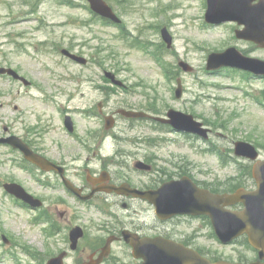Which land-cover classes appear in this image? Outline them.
I'll return each instance as SVG.
<instances>
[{
	"label": "rangeland",
	"instance_id": "obj_1",
	"mask_svg": "<svg viewBox=\"0 0 264 264\" xmlns=\"http://www.w3.org/2000/svg\"><path fill=\"white\" fill-rule=\"evenodd\" d=\"M74 1L79 4L70 5L67 0H0V67H13L33 82L25 86L0 76V133L8 126L16 135L29 134L38 142L42 138L40 148L74 162L70 156L79 152L78 138L65 128V114L72 115L80 138H88L99 136L105 124L85 113L98 110L99 103L109 102L106 114L127 108L165 115L175 108L193 114L211 128L208 137L192 131H169L149 119L117 118L113 135L96 157L92 144L91 160L100 169L103 161L117 158L119 148L120 155L129 153V168L124 169L129 182L149 188L158 185V177L165 179L161 177L163 170L169 172L171 163L179 161L188 162V176L204 184L222 185L235 179L254 186L251 179H245L248 174L240 175L241 171H251L252 163L234 158V143H252L264 160V78L237 70L230 74L225 69L210 72L206 63L210 53L230 46L264 60V48L238 39L236 23L208 25L206 0H107L122 19L120 26L95 16L86 0ZM163 28L174 35L172 50L162 41ZM63 48L83 55L88 63L73 62L61 54ZM181 60L194 71L183 70ZM107 71L121 84L107 77ZM178 79L183 86L181 99L175 97ZM218 154L233 162L223 163ZM79 155L88 156L85 151ZM145 157L157 161L159 175L142 176L133 171L131 166ZM22 172L11 161L0 162V178L21 180L30 186L31 178ZM34 190L70 203L66 212L63 208L52 211L60 227L66 226V233L53 232L35 218L37 212L14 202L0 189V264H46L49 258L69 249L68 230L75 225L86 231L82 246L89 240H107L113 234L110 227L134 230L142 226L146 235L171 231L181 238L188 234V243L214 259L236 262L258 257L244 237L221 244L205 220L188 219V227L159 223L154 208L143 201L132 208L118 201L108 210L82 205L63 191L51 194L40 192L41 188ZM80 252H70L66 264H78L83 255ZM110 258L108 264H141L124 241L112 244Z\"/></svg>",
	"mask_w": 264,
	"mask_h": 264
},
{
	"label": "water",
	"instance_id": "obj_2",
	"mask_svg": "<svg viewBox=\"0 0 264 264\" xmlns=\"http://www.w3.org/2000/svg\"><path fill=\"white\" fill-rule=\"evenodd\" d=\"M93 9L116 22L120 20L114 14L112 8L105 0H90ZM208 8L206 20L209 23L218 24L226 21H236L239 25H245L244 29L236 31L237 36L242 39L251 40L259 46L264 47V23H257L261 27H250L246 16H252L254 10L264 7V0L253 3L254 0H207ZM164 39L171 44L172 37L167 28L162 30ZM64 53L80 63H86L83 57L73 55L68 50ZM180 65L186 71H192L193 68L187 62L181 61ZM223 66L239 67L252 71L257 75H264V60L258 58L246 57L242 52L234 47H230L224 52L210 53L207 60L208 70H217ZM9 73L15 78L22 79L18 73L10 68H0V73ZM115 83L121 84L115 79V75L107 73ZM28 83V82H26ZM181 86L177 89V96H181ZM126 116H143L140 112L122 110ZM168 115L171 117L169 122L176 128L192 131L204 137H207L208 129L202 127V123L193 120V116L170 110ZM69 120V118H68ZM70 126V121H67ZM109 127V125H108ZM16 137H10L11 143L18 146L26 154V157L35 162L42 168H50L49 162L42 156L36 155L26 144L19 146L15 142ZM8 139H0L7 141ZM236 154L250 159L258 158L256 148L244 141L236 142ZM143 164L142 162H140ZM140 167L143 165H139ZM254 177L257 180L258 188L253 191L240 188L235 193L214 194L206 189L199 188L194 181L188 177V182H172L165 184L159 190L142 191L131 188L129 185L117 189L118 192L132 194L148 199L156 205L157 212L162 217H169L178 213L188 214H206L209 215L216 233L223 242H231L234 238L242 234H247L250 243L259 250V258L250 263H232L224 260L212 262L210 259L202 256L198 251L185 247L182 244L164 239L162 237L150 238L141 237L136 233L124 231V237L133 247V255L136 258H143L142 264H264V160H257L254 165ZM9 190L25 198L23 189L19 185L7 186ZM78 193V192H77ZM238 202L245 204L244 209L237 211L229 209L228 206ZM83 235L81 228L72 230L71 238L73 248H76L78 239ZM113 238H109L102 249V253L96 259L93 257L83 264H100L104 257L110 253V244ZM60 254L50 260L49 264H64V256Z\"/></svg>",
	"mask_w": 264,
	"mask_h": 264
},
{
	"label": "flooded vegetation",
	"instance_id": "obj_3",
	"mask_svg": "<svg viewBox=\"0 0 264 264\" xmlns=\"http://www.w3.org/2000/svg\"><path fill=\"white\" fill-rule=\"evenodd\" d=\"M16 82H20V80L15 79ZM109 102H102L98 104V110H85V113L89 114L91 118L99 119L102 122L106 121V115L112 116L111 121L115 122L117 118H122L123 115H121L119 110H111L108 111L109 113L106 114L105 110L107 111V107ZM106 124V122H105ZM105 124L102 128V133L97 136L96 134L92 137L88 138H80L79 133L76 131V126L74 131L71 133L72 135L76 136L78 139L77 146H78V153H83L85 151L87 155H79L77 153L76 156H70L71 161L75 159L74 162H69L70 160L65 159L64 157L57 156L59 153L53 155L52 151H50L47 148H40L39 146L42 144V138H40V141L38 142L36 138H33L32 136L23 135L19 136L21 140L18 138H15L16 144L21 146V144H26L30 147L35 153L42 155L48 162L50 168H40L38 165L33 164L31 161H29L25 154L23 153L22 149L19 147V149L14 148L11 144L10 137H16L17 135L10 132V129L8 126L3 127V132L0 133V137H3L5 139H8L7 142L9 144H0V148H3L4 151L0 150V162H6L11 161L13 163V166L15 169H19L20 171H23L22 173L26 174L29 178L33 180L30 181V186L26 185L21 180H8L4 181V178H0V189L4 187L5 183H17L22 185L31 195L35 196V198H30L24 200L25 198L20 197V195L14 194L12 198L16 201H18L22 205H27L31 208H38L37 210L41 212L43 215L42 217L45 218L46 224L49 225V228H51L52 231L57 230L58 233H66V226L62 224L61 227L52 219H49L55 211H60L61 208H63V211L70 209V203L62 198L60 196H54L51 198L46 197L45 195H41L40 193L36 192L34 189H42L41 191H51L52 193H56L59 191L66 192L67 195L73 199L78 200L79 202L82 201L83 205L86 206H94L98 205V207L105 208V209H112L114 206H116L119 202L122 201V206L125 208H132L134 205L139 202L143 201L146 203H149L148 201L133 197L132 195H122L116 192V190L113 188L112 191H106L108 188H112V186H121L123 184L129 183L132 187L138 188L141 190H150V189H156L160 185H162L164 182L173 180V179H182L183 177H188V162L180 163L179 162H172L171 163V170L166 171L163 170V173L161 174L162 178L165 179H159V177L156 180H159L158 185L154 186V188L149 187H143L140 185H137L136 183L129 182V178L127 176V171L129 168L128 164V156L129 153L125 152L124 157L120 155L119 148L117 149V154L115 157L117 158H111L109 162H102V166L100 169H98L94 163V159L91 160V157L89 156V152L91 148H93L92 144H94L95 149L92 150V154L96 157L97 152L100 151L101 146L105 141L108 139L109 136L113 135L111 132V129H106ZM29 133L31 134V131L29 130ZM115 140V139H114ZM18 147V146H17ZM97 148V149H96ZM2 153H7L6 156L2 157ZM52 154V155H51ZM135 155L137 153H134ZM79 155V156H78ZM133 158H136L134 156ZM147 160V161H146ZM146 164L151 166V171H140L136 167V163L131 166L133 171L135 173H138L142 176H148L153 174L159 175V166L155 165L157 161L150 160L145 157V160H143ZM75 163V164H74ZM126 169V170H124ZM67 179L68 181H65ZM70 187L78 188V191L80 192V196L75 197L74 194L71 192ZM24 191V190H23ZM25 194V192H24ZM85 198V199H83ZM77 201V202H78ZM78 202V203H79ZM81 204V203H80ZM150 204V203H149ZM154 209L155 206L150 204ZM41 206V207H40ZM40 207V208H39ZM62 216H64V213H60ZM54 216V215H53ZM205 221L206 219L202 217ZM157 221L162 224L170 223L171 225L178 226V225H186L188 227V214H180L176 215L170 219H160L159 217H156ZM76 226V225H75ZM79 226V225H77ZM70 225L67 226L69 229ZM72 228V227H71ZM70 228V229H71ZM70 229L68 230V233L70 232ZM126 228H109L110 232H113L112 235L118 233L122 234V231ZM143 227L140 226V228H135L133 231L142 233ZM163 236H166L171 239H175L178 241H183L186 245H188V234L184 237H177L175 236V233L171 231H164L159 233ZM154 236V235H153ZM85 237H86V231H85ZM69 239V238H68ZM102 244L100 242L93 241H85V245H78L77 249L74 252H80L83 255L80 258H90L91 256L95 255L98 256L101 253ZM71 254H69L70 256ZM79 261V264L82 263Z\"/></svg>",
	"mask_w": 264,
	"mask_h": 264
},
{
	"label": "bare ground",
	"instance_id": "obj_4",
	"mask_svg": "<svg viewBox=\"0 0 264 264\" xmlns=\"http://www.w3.org/2000/svg\"><path fill=\"white\" fill-rule=\"evenodd\" d=\"M244 1H248V0H244ZM250 1V0H249ZM253 12V15L252 16H246V15H243L244 18L247 19L248 21V25L250 27H261L264 23V7L263 8H259V9H256ZM262 22V25H257V23H261Z\"/></svg>",
	"mask_w": 264,
	"mask_h": 264
},
{
	"label": "trees",
	"instance_id": "obj_5",
	"mask_svg": "<svg viewBox=\"0 0 264 264\" xmlns=\"http://www.w3.org/2000/svg\"><path fill=\"white\" fill-rule=\"evenodd\" d=\"M247 172V171H246ZM247 173H249L248 174V177L251 175V171H248ZM238 184V183H237ZM224 185V188H226L227 189V187L229 186V183L227 182V183H224L223 184ZM216 190H220L219 188H217Z\"/></svg>",
	"mask_w": 264,
	"mask_h": 264
}]
</instances>
